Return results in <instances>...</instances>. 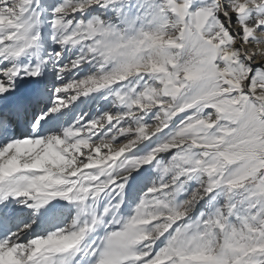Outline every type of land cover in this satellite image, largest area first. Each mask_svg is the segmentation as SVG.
Masks as SVG:
<instances>
[{
    "label": "snow or ice",
    "instance_id": "snow-or-ice-1",
    "mask_svg": "<svg viewBox=\"0 0 264 264\" xmlns=\"http://www.w3.org/2000/svg\"><path fill=\"white\" fill-rule=\"evenodd\" d=\"M82 262L264 264V0H0V264Z\"/></svg>",
    "mask_w": 264,
    "mask_h": 264
},
{
    "label": "bare ground",
    "instance_id": "bare-ground-1",
    "mask_svg": "<svg viewBox=\"0 0 264 264\" xmlns=\"http://www.w3.org/2000/svg\"><path fill=\"white\" fill-rule=\"evenodd\" d=\"M98 95V94H97ZM81 99H84V97H81ZM101 103H103V101H101ZM93 107H95V105H93ZM50 203H56V201L54 200V201H51ZM59 203H60V205L62 206V210L61 211H59V212H57L54 216L53 215H46V216H44L43 218H42V220H43V222L45 221V220H47V219H52L53 221L54 220H56V221H60L61 220V216H62V213H68V212H75V208H74V206L73 205H70L69 203H68V201H65V200H60L59 201ZM13 207H17V208H24V206L23 205H19V204H13ZM66 209V210H65ZM124 209L125 208H122V211H124ZM30 211V210H29ZM29 211H27V212H29ZM27 212H24L22 215H20L19 214V216H22V217H20V219H22V218H25V219H27L26 218V215H25V213H27ZM30 213V216H31V212H29ZM24 215V216H23ZM37 215H39V213H37ZM18 216V217H19ZM17 217V218H18ZM33 228H36V225H33ZM99 233H101V230H97Z\"/></svg>",
    "mask_w": 264,
    "mask_h": 264
},
{
    "label": "rangeland",
    "instance_id": "rangeland-1",
    "mask_svg": "<svg viewBox=\"0 0 264 264\" xmlns=\"http://www.w3.org/2000/svg\"><path fill=\"white\" fill-rule=\"evenodd\" d=\"M155 173H153V177L155 178ZM124 208H126V210H127V207H128V204H127V202H126V204L123 206ZM122 207V208H123ZM125 209H124V211H126ZM29 212H31V210L29 211ZM29 212H27L26 213V216L28 215V217L30 216L29 215ZM24 212H22L20 215H22ZM69 213H71V211L69 212ZM73 213H75V212H73ZM74 215V214H73ZM72 217V216H71ZM27 218V217H26ZM32 218V217H31ZM26 220V219H25ZM29 220H30V217L29 218H27V222H29ZM61 220H62V216H61Z\"/></svg>",
    "mask_w": 264,
    "mask_h": 264
}]
</instances>
